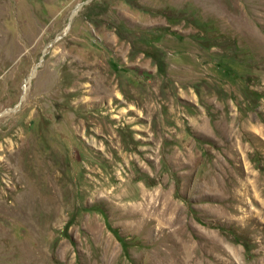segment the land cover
<instances>
[{
	"label": "rangeland",
	"instance_id": "rangeland-1",
	"mask_svg": "<svg viewBox=\"0 0 264 264\" xmlns=\"http://www.w3.org/2000/svg\"><path fill=\"white\" fill-rule=\"evenodd\" d=\"M0 264H264V0H0Z\"/></svg>",
	"mask_w": 264,
	"mask_h": 264
},
{
	"label": "water",
	"instance_id": "water-1",
	"mask_svg": "<svg viewBox=\"0 0 264 264\" xmlns=\"http://www.w3.org/2000/svg\"><path fill=\"white\" fill-rule=\"evenodd\" d=\"M76 10H77V8L72 11V15L75 13ZM59 36L60 35H58L57 37H59Z\"/></svg>",
	"mask_w": 264,
	"mask_h": 264
},
{
	"label": "bare ground",
	"instance_id": "bare-ground-1",
	"mask_svg": "<svg viewBox=\"0 0 264 264\" xmlns=\"http://www.w3.org/2000/svg\"><path fill=\"white\" fill-rule=\"evenodd\" d=\"M34 72H35V70H34ZM34 72H33V74H34ZM29 79V78H28ZM28 83V82H27ZM27 87V86H26Z\"/></svg>",
	"mask_w": 264,
	"mask_h": 264
}]
</instances>
